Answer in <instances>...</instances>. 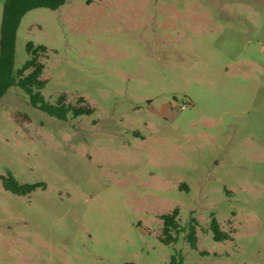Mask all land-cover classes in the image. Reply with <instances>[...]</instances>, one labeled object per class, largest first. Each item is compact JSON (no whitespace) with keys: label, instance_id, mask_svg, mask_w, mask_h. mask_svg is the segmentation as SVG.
I'll return each instance as SVG.
<instances>
[{"label":"rangeland","instance_id":"374dc122","mask_svg":"<svg viewBox=\"0 0 264 264\" xmlns=\"http://www.w3.org/2000/svg\"><path fill=\"white\" fill-rule=\"evenodd\" d=\"M29 42L46 101L94 113L0 100V264H264V0H70L24 16L16 69Z\"/></svg>","mask_w":264,"mask_h":264},{"label":"trees","instance_id":"16d2710c","mask_svg":"<svg viewBox=\"0 0 264 264\" xmlns=\"http://www.w3.org/2000/svg\"><path fill=\"white\" fill-rule=\"evenodd\" d=\"M70 0H5L3 5V15L0 32V100L11 88H19L30 100V104L52 116L65 118L68 113L74 117L92 115L94 109L91 107H75L65 105L61 102L64 96L59 99L57 104H51L43 96V90L47 82L42 79L45 66L40 58L46 53V47L34 46L29 42L26 46L29 59L21 68H15L16 39L18 29L24 16L40 8L58 10L65 6ZM4 188L13 194L24 195L33 191L36 186L20 185L14 176L9 175L3 179ZM179 210L162 216L164 223V234L174 230L178 231L180 223L178 220ZM212 231L216 241L228 240L229 236L221 231L216 220L212 222ZM187 239L192 246H195L197 238L194 230L188 235Z\"/></svg>","mask_w":264,"mask_h":264},{"label":"built area","instance_id":"2783aa9c","mask_svg":"<svg viewBox=\"0 0 264 264\" xmlns=\"http://www.w3.org/2000/svg\"><path fill=\"white\" fill-rule=\"evenodd\" d=\"M187 107H188V106L185 104V105H183V106L181 107V109H182V110H185V109H187Z\"/></svg>","mask_w":264,"mask_h":264}]
</instances>
